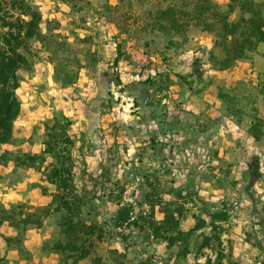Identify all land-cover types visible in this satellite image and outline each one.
Instances as JSON below:
<instances>
[{
  "label": "rangeland",
  "instance_id": "374dc122",
  "mask_svg": "<svg viewBox=\"0 0 264 264\" xmlns=\"http://www.w3.org/2000/svg\"><path fill=\"white\" fill-rule=\"evenodd\" d=\"M259 31L264 0H0V46L28 39L20 112L0 144V234L18 245L41 229L42 249L61 263L52 248L67 212L51 202L57 187L47 179L65 164L88 197L82 215L95 243L78 264H261ZM55 117L71 121L72 164L62 150L15 163L41 154Z\"/></svg>",
  "mask_w": 264,
  "mask_h": 264
},
{
  "label": "trees",
  "instance_id": "16d2710c",
  "mask_svg": "<svg viewBox=\"0 0 264 264\" xmlns=\"http://www.w3.org/2000/svg\"><path fill=\"white\" fill-rule=\"evenodd\" d=\"M204 1L207 2V0ZM232 28L233 25H231ZM233 33L234 31H229L228 35H233ZM255 39L256 41H264V33L259 31ZM27 41V38L21 41L18 38H5L3 47L0 46V144L9 143L12 139L13 123L20 112V101L16 94V89L19 86L17 72L19 69L27 68L28 66L27 56L20 51V49H25ZM252 42L253 40L251 39L249 43L252 44ZM234 56V58H239L241 55L240 53H235ZM119 61L120 52L118 50L114 61L116 67ZM228 64L230 65V63ZM114 81L117 85L121 84L118 75L115 76ZM256 122L259 123V132H261L262 120L256 118ZM70 127L71 121L69 119L66 117L61 119L55 117L51 124L45 125L46 140L41 154H23L15 159V163L33 166L38 158L45 161L44 155L56 156L57 152L62 150L68 153L65 157L66 162L72 164V157L69 152L72 141L68 134ZM252 135L256 139L260 138V133H252ZM4 156V154H0V167L3 165ZM21 159L22 162H20ZM247 171L250 174L251 181H255L259 177V162L256 157L247 164ZM47 180L50 184L57 187L56 192L52 194L51 202L57 203L67 212V215L62 217L60 225L64 240H57L53 244L52 249L62 255L60 264H78L79 261L91 256L95 248V243L91 241L93 231H89L87 221L82 215L83 202L88 197L85 193H75L76 189L71 181V165L52 166ZM71 200L75 202L73 203ZM96 236L97 240L101 241L99 234ZM113 252L115 253L117 250ZM69 260H72V263H69ZM3 262L4 260L0 257V264H3ZM100 263L96 259L92 260V264ZM261 264H264V260Z\"/></svg>",
  "mask_w": 264,
  "mask_h": 264
},
{
  "label": "crops",
  "instance_id": "0c3cea01",
  "mask_svg": "<svg viewBox=\"0 0 264 264\" xmlns=\"http://www.w3.org/2000/svg\"><path fill=\"white\" fill-rule=\"evenodd\" d=\"M40 231L41 229L24 231L20 236L18 245L8 242L0 234V257L20 264H59V257L56 253L42 249L41 244L45 236ZM12 236L7 235L6 237L12 238ZM22 250L26 252V257L22 255Z\"/></svg>",
  "mask_w": 264,
  "mask_h": 264
}]
</instances>
